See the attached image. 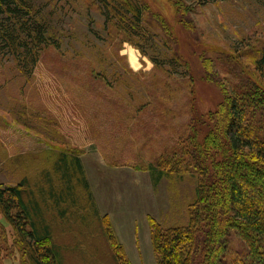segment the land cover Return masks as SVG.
Instances as JSON below:
<instances>
[{"label": "rangeland", "instance_id": "374dc122", "mask_svg": "<svg viewBox=\"0 0 264 264\" xmlns=\"http://www.w3.org/2000/svg\"><path fill=\"white\" fill-rule=\"evenodd\" d=\"M132 1L146 10L145 40L119 22L107 28L91 0H34L49 30L37 66L21 63L0 39V185L26 177L32 189L48 188L47 172L59 183L54 158L79 156L89 189L76 185L71 210L79 215L55 229L71 264H115L103 233L108 223L132 264H158L149 218L185 224L198 181L187 172L159 180L150 167L187 141L192 106L207 114L222 101L197 56L230 54L242 36L264 30V0ZM177 54L191 74L152 60ZM20 241L0 212V264H30ZM75 241L85 259L72 250Z\"/></svg>", "mask_w": 264, "mask_h": 264}, {"label": "trees", "instance_id": "16d2710c", "mask_svg": "<svg viewBox=\"0 0 264 264\" xmlns=\"http://www.w3.org/2000/svg\"><path fill=\"white\" fill-rule=\"evenodd\" d=\"M91 1L105 16L107 28L119 22L131 36L146 39L144 6L132 0ZM33 3L0 0V39L21 63L34 67L49 45V30ZM159 25L171 35L166 21L160 19ZM258 29L242 36L240 47L230 54L211 49L213 56H197L204 79L220 86L222 101L207 114L192 106L187 141L178 153L162 155L150 167L159 171V180L187 172L198 181L185 224L164 226L149 218L158 264H264V30ZM176 56L179 61L169 55L152 60L190 73L194 67ZM217 72L224 76L218 78ZM52 165L59 183L47 172L48 188L36 184L32 189L26 177L17 185H0V212L20 238L30 264H71L64 252L68 248L58 244L55 229L69 214L79 215L71 210L79 203L76 185L89 189L78 155L64 152ZM52 207L58 215L49 219ZM103 233L113 263L132 264L109 223ZM72 250L83 259L89 255L80 251L76 241Z\"/></svg>", "mask_w": 264, "mask_h": 264}, {"label": "bare ground", "instance_id": "6f19581e", "mask_svg": "<svg viewBox=\"0 0 264 264\" xmlns=\"http://www.w3.org/2000/svg\"><path fill=\"white\" fill-rule=\"evenodd\" d=\"M132 60L135 62L134 58L132 57Z\"/></svg>", "mask_w": 264, "mask_h": 264}]
</instances>
